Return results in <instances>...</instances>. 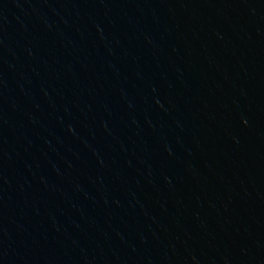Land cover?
<instances>
[{"label":"water","instance_id":"obj_1","mask_svg":"<svg viewBox=\"0 0 264 264\" xmlns=\"http://www.w3.org/2000/svg\"><path fill=\"white\" fill-rule=\"evenodd\" d=\"M0 264H264V0H0Z\"/></svg>","mask_w":264,"mask_h":264}]
</instances>
